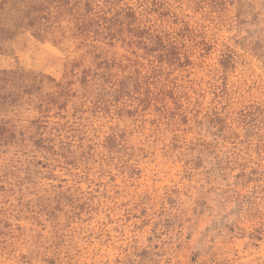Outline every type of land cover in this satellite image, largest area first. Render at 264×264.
Instances as JSON below:
<instances>
[{
  "label": "rangeland",
  "instance_id": "374dc122",
  "mask_svg": "<svg viewBox=\"0 0 264 264\" xmlns=\"http://www.w3.org/2000/svg\"><path fill=\"white\" fill-rule=\"evenodd\" d=\"M0 264H264V0H0Z\"/></svg>",
  "mask_w": 264,
  "mask_h": 264
}]
</instances>
